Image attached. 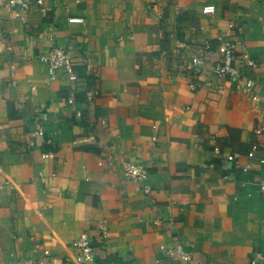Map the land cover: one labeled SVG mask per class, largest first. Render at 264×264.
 Instances as JSON below:
<instances>
[{
    "label": "crops",
    "instance_id": "0c3cea01",
    "mask_svg": "<svg viewBox=\"0 0 264 264\" xmlns=\"http://www.w3.org/2000/svg\"><path fill=\"white\" fill-rule=\"evenodd\" d=\"M42 3L22 23L0 0V38L13 45L10 53L0 46V181L13 184L0 189V264H11V254L23 264H72L70 242L101 219L110 244L101 256L111 264H155L158 245L172 240L195 264H250L256 255L264 264V170L258 155L246 157L263 140L253 130L264 108V0ZM207 5L214 14H202ZM234 23L238 52L257 64L246 72L259 86L257 102L226 83L218 92L211 61L196 79L176 68V40L191 57ZM55 45L95 69L91 104L83 91L66 103L63 73L49 81L39 56ZM38 130L31 149L25 136ZM213 146L238 159L221 163ZM106 154L113 165L98 166ZM121 159L145 166L149 194L124 179Z\"/></svg>",
    "mask_w": 264,
    "mask_h": 264
},
{
    "label": "built area",
    "instance_id": "2783aa9c",
    "mask_svg": "<svg viewBox=\"0 0 264 264\" xmlns=\"http://www.w3.org/2000/svg\"><path fill=\"white\" fill-rule=\"evenodd\" d=\"M4 1L8 9L17 8V17L22 23H24L26 13L31 12L37 7L41 8L43 5L42 0H36L35 4L27 0ZM214 11L215 8L211 5L202 8L203 15H212ZM68 22L79 24L82 23V20L80 18H69ZM241 33L242 28L234 23L230 26L227 34L216 37L214 45L209 42L202 43L199 53L191 57H186L185 55L186 43L176 40L173 52L177 70L196 79L201 74L206 62L211 61V74L219 82L217 86L218 92H222L225 89L226 83L235 91L251 95L255 102L260 101L257 82L246 75V72H254L257 64L249 57L247 52H238ZM0 46L3 47L4 52L10 53L13 51L11 40L6 35L1 36ZM39 60L46 66L50 82L55 81L60 72L65 75L70 89V94L66 99L68 105L75 104V94L80 91L84 92L87 104H91L97 96L98 91L92 81L93 75L96 73L95 69L85 60L82 61L72 57L66 47L59 45L52 46L39 56ZM87 85L89 86L87 87ZM190 86L192 89H195L194 83H191ZM31 91H35V88L32 87ZM262 94L264 96V88ZM27 98L28 96L24 97V99ZM75 115L80 117L82 113L78 110ZM100 123L101 125H106L104 119H101ZM253 133L263 140L251 144L246 157L253 159L258 155L259 164L264 170V108ZM42 136L43 132L41 130L29 133L25 136V143L29 148L33 149L37 146L38 138ZM211 151L214 158L221 163H231L238 159L237 154L222 152L218 146H213ZM104 164L113 165L112 154H106L104 158L99 159L97 162L98 166H103ZM118 168L125 180L141 184L144 193L149 194L152 191L151 186L147 182L148 175L143 164L131 159H121L118 161ZM249 169V166H243L240 171L246 174L249 172ZM85 180L88 181V179ZM39 181L45 182V178L40 176ZM7 187L12 188L13 184L7 180L0 181V189ZM259 189L261 192L264 191V182H260ZM154 224L159 225L160 223L157 221ZM30 239L33 240L34 238L31 236ZM69 246L75 252L72 264H111L103 261L101 256L102 253L109 251L110 246L107 219H101L97 222L93 234L87 232L80 233L70 242ZM35 247L40 249L41 245L36 244ZM158 251L160 256L154 260L155 264H195L192 255L177 240L160 243ZM42 252L44 256L51 255L48 250H43ZM10 257L12 258L11 264H23L24 262L23 259L14 254H11ZM260 259L261 257L256 255L250 261V264H256ZM25 263L30 264L31 260H26Z\"/></svg>",
    "mask_w": 264,
    "mask_h": 264
}]
</instances>
